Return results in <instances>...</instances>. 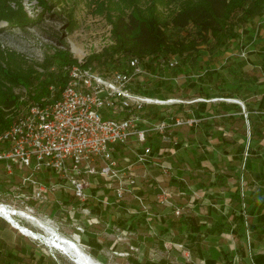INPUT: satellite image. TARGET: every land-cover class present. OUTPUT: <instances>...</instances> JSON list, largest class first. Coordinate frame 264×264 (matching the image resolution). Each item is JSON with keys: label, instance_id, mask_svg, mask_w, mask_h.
<instances>
[{"label": "rangeland", "instance_id": "1", "mask_svg": "<svg viewBox=\"0 0 264 264\" xmlns=\"http://www.w3.org/2000/svg\"><path fill=\"white\" fill-rule=\"evenodd\" d=\"M20 3L32 21L30 25L20 29L0 21V49L12 53L19 63L29 67L30 77L34 78V84L30 85V89L13 88L14 93L19 94L21 102L16 116L34 103L28 97L29 91L30 94H34L49 77H53L54 82H57L60 76L66 75L69 65L59 66L58 57L63 54L61 52L67 53L71 60L76 62H88L100 73L119 70L129 57L136 56L115 53L111 58H107L109 56L107 52L115 45L112 22L118 13L117 0L108 1L102 8L97 6L96 0H46L45 9H42L36 0H20ZM199 49L205 50V46L202 45ZM231 57L237 58L235 54ZM213 66L219 69L222 67L217 62ZM177 68L182 69V66ZM156 81L158 80L146 77L142 83H134L133 89L148 90L149 96L162 99L163 89L159 90L161 91L159 94L160 92L155 89ZM58 89V86L52 83L49 86L51 92L49 97L53 96ZM183 89L182 94H176L175 97L179 98L177 100L181 99L184 103L193 101L194 94L190 95L193 90L189 86ZM224 100L225 102L233 101L230 98ZM253 100L256 98H248L247 102L254 103ZM177 104L163 103V105L149 106L145 109L148 111L146 115L149 120H159L165 116L164 114L171 115V107ZM217 119V117L210 119L214 122V128L220 126ZM260 125H264V121ZM178 127V129H184L183 133H186V128L189 126ZM224 132L223 138L229 142L231 148L229 156L225 158L228 161L237 144L241 143L240 136L248 138L250 132L246 119L240 118L227 124ZM159 141L162 147H170L167 140L160 138ZM261 142L264 143V141ZM139 147L138 142L131 139L126 147L120 148L118 154L120 166L126 164L122 157H127L133 162V153L138 151ZM173 156L172 153L163 151L160 162L173 163ZM155 162L160 163L156 160ZM134 166L136 174L148 173L144 165L139 167L140 165L135 164ZM171 167L166 174L162 173L158 166L154 171H150L153 176H161L158 184L168 194V203L162 202V199L157 197V194H160L159 187L155 189L153 186L149 187L150 180H143L138 174L137 189L133 191V194L141 197V203L132 194H126L119 202H115L114 196L104 187V182L100 179L98 184L91 183L88 187L86 193L90 196L83 206H80L71 194L63 189L49 193L47 201L38 202L27 198L29 195L27 189H16L20 185L18 176L12 177L10 183L9 177L0 175V204L7 210L24 212L34 217L55 235L74 242L82 251L101 264H138L144 254L143 243H146L145 255L149 260L155 262L164 258L173 264H182L189 257L186 249L172 245V242H176L178 238L176 233L173 235L171 231L161 233L158 231L156 234L155 228L171 227L172 223L177 224L180 219L183 220V217L193 208V198L194 200L199 198L198 200L201 201L198 204L199 211L205 212L207 202L201 191L193 190L192 186L198 178L206 181L207 175L205 172H197L196 177L191 170H184L182 178L188 187L184 190L177 180L172 179L171 171L173 173L175 168L173 164ZM49 179L54 181L53 178ZM156 183L155 181L153 185ZM9 184L14 187L9 188ZM103 195L108 196L109 201L112 202L110 205L104 206L98 202L97 199ZM143 206L148 211V220H142L140 217V214L145 212ZM84 209L88 213H85ZM175 209L180 211L179 215L174 214ZM137 216L139 217L135 219L134 217ZM12 218L38 235L50 237L37 223L21 218L17 214L12 215ZM10 225L6 219L0 217V264H74L72 258L60 250L49 247L43 238L33 239L25 236ZM244 258L243 262L250 264L252 259L250 249L246 250Z\"/></svg>", "mask_w": 264, "mask_h": 264}, {"label": "built area", "instance_id": "2", "mask_svg": "<svg viewBox=\"0 0 264 264\" xmlns=\"http://www.w3.org/2000/svg\"><path fill=\"white\" fill-rule=\"evenodd\" d=\"M238 56L245 58L246 51L243 49ZM149 59V56H131L121 69L109 73H100L83 62L69 65L59 96L32 103L0 134V175L9 177L10 183L12 177L18 176L20 185L16 189H27V198L38 202L47 201L49 193L63 189L83 206L90 196L86 193L88 187L91 183L98 184L100 179L115 202L132 194L141 203V197L133 194L138 178L134 165L152 162V148L146 143V135L157 133L174 146L177 139L171 136L173 128L192 126L198 121L167 114L154 122L143 118L149 106L183 102L154 98L133 89L134 83H141L146 77L164 79L162 68L172 70L179 65L175 57L160 59L157 70L149 72L145 68ZM242 113L247 116L243 108ZM131 139L138 142L139 150L134 151L133 162L122 157L126 164L120 166L119 150ZM153 163L164 174L172 168L167 161ZM239 183L243 197L242 177ZM11 187L14 185L9 184ZM159 189L157 197L168 203V194L163 188ZM97 200L104 206L112 203L107 195ZM143 211L148 220L145 206ZM246 211L242 201L245 225ZM174 214L179 215L180 211L175 209ZM250 264H254L252 259Z\"/></svg>", "mask_w": 264, "mask_h": 264}, {"label": "crops", "instance_id": "3", "mask_svg": "<svg viewBox=\"0 0 264 264\" xmlns=\"http://www.w3.org/2000/svg\"><path fill=\"white\" fill-rule=\"evenodd\" d=\"M237 34V38L230 41L224 52L214 54L205 46V50L199 49L193 66L189 64L187 69L182 67V69L176 68L170 72L166 70L171 75L168 80L171 92L161 87L159 90L163 89V98L177 99L176 94H182L183 88L187 86L193 90L191 94L188 93L194 94L195 98L191 102H178L177 105L171 107V115L174 117H190L198 120L186 128V133H183L184 129H178L179 127L173 128L171 136L175 137L179 144L173 147L170 143L169 148H164L160 144L159 134L152 132L146 135V143L152 148V162L144 165L148 173L138 174L143 180H150L152 185L156 181L157 183L153 185L154 189L160 187L158 182L161 176H153L150 171L157 168L153 162L161 161L163 151L173 152L174 160L173 163L170 161V164H173L175 173L171 171L172 179L177 180L184 190L188 188L186 181L182 178L184 170H191L196 177L197 172H205L207 175L206 181L198 178L192 186L193 190L201 191L203 194L207 202L205 212L199 211L198 204L201 203L199 198L195 200L193 198V208L183 217L185 220L180 219L177 224L172 223L171 227L158 226L157 229L155 228L156 234L158 231L160 233L171 231L173 235L176 233L178 238L176 242H172V245L186 249L189 257L182 264H249L243 262L248 248L252 251V258L255 262L264 264V163L253 161L255 155L264 156V143L261 142L264 141V131H262V137L259 138L256 135L252 136L250 130V137L246 138L241 135V143L237 144L228 161L225 158L229 156L231 148L229 142L223 138L225 126L234 122L236 118H240L238 115L233 120L226 118L228 113H233V110L226 106L236 104L240 107L237 103L240 102L244 111L245 104H249L254 109L264 96V10L259 16L238 26ZM243 49L246 51V57L240 58L238 54ZM233 54L237 58L231 57ZM215 62L222 67L220 69L214 67ZM206 71L214 73L212 82L208 81L205 75L202 83L194 81L196 78L189 77L198 76ZM227 90L236 93V98L230 99L237 100V102H225L224 99H229L223 97ZM159 92L161 94V91ZM248 98H256V100L251 103L247 102ZM200 102L203 103L201 106H199ZM147 112L144 110L142 115L145 119H148ZM212 117L218 118L220 126L217 128H214V122L210 120ZM147 121L156 120L148 119ZM246 123L249 129L248 120ZM250 138L252 142L256 139L257 141L252 147V155L248 156ZM242 144H244V151L239 158V148ZM258 146L261 149H258ZM199 155L203 157L198 164L194 157ZM240 177L245 182L243 187L245 197H241L239 193ZM242 201L247 210V225H245V218L241 215ZM140 217L146 220V212H142ZM145 244L143 243L142 248L144 254L138 263L173 264L164 258L155 262L149 260L145 255L147 247Z\"/></svg>", "mask_w": 264, "mask_h": 264}, {"label": "trees", "instance_id": "4", "mask_svg": "<svg viewBox=\"0 0 264 264\" xmlns=\"http://www.w3.org/2000/svg\"><path fill=\"white\" fill-rule=\"evenodd\" d=\"M36 1L42 9L46 8V0ZM108 1L111 0H96V4L102 8ZM117 3L119 4L118 13L112 22L115 45L107 52L109 55L107 58H111L115 53L136 55L139 58L147 55L150 59L145 64V68L149 72L157 70L160 59L170 57L177 58L178 66L184 69H187L189 64L193 66L199 47L202 45L214 54L224 52L230 41L237 38L238 26L259 16L264 10V0H117ZM0 21L20 29L32 23L23 10L20 0H0ZM61 53L63 54L58 57L59 66L77 63L71 60L67 53ZM14 57L12 53L0 49V134L14 120L21 104L20 96L14 93L13 88L30 89V85L34 84V78L30 77V68L19 63ZM84 65L89 66L90 64L84 62ZM175 69H161L164 79L155 82L156 90L164 87L165 90L171 92V86L168 84L171 75L167 71ZM204 75L207 76L208 81L212 82L214 73H207V71L196 77H189L196 78L194 81L202 83ZM65 81V74L60 76L57 82H54L53 77H49L34 94H30L29 91L28 97L34 102L46 101L51 94L49 86L55 83L59 89L51 97L56 99ZM136 91L149 95L148 90ZM235 95L234 91L227 90L223 97L236 98ZM166 99L168 98H162V100ZM202 104L200 102L199 106ZM226 107L233 110V113H228L226 118L233 120L238 115L241 119L248 120L251 135H256L257 138L262 137L264 128L260 123L264 121V96L261 97L255 109L245 104L246 117L238 105L228 104ZM256 141L257 139L254 140ZM254 142L250 138L248 156L253 153ZM257 148L261 149L260 146ZM243 151L244 144L239 148V158ZM202 157L199 155L194 158L199 164ZM253 161L264 163V156L255 155ZM252 262L257 264L254 258ZM161 264L164 263L161 262Z\"/></svg>", "mask_w": 264, "mask_h": 264}, {"label": "bare ground", "instance_id": "5", "mask_svg": "<svg viewBox=\"0 0 264 264\" xmlns=\"http://www.w3.org/2000/svg\"><path fill=\"white\" fill-rule=\"evenodd\" d=\"M15 214H17L21 218L28 219L37 223L39 227L42 228V230H45L48 233V236L50 237H42L37 233L27 229L26 227L21 226L12 218V215ZM0 217L6 219L7 222L11 224L10 226L17 229L21 234L25 236H30L33 239H38V237L43 238L49 247L60 250L63 254H66L70 258H72L74 264H101L100 262L94 260L88 254H86L84 251H82L77 244L64 237L55 235L43 223L36 220L34 217L27 215L24 212H13L11 210H7L4 205L0 204Z\"/></svg>", "mask_w": 264, "mask_h": 264}, {"label": "water", "instance_id": "6", "mask_svg": "<svg viewBox=\"0 0 264 264\" xmlns=\"http://www.w3.org/2000/svg\"><path fill=\"white\" fill-rule=\"evenodd\" d=\"M239 105H240V107H241V109L243 108V106H242V104L240 103V102H237Z\"/></svg>", "mask_w": 264, "mask_h": 264}]
</instances>
